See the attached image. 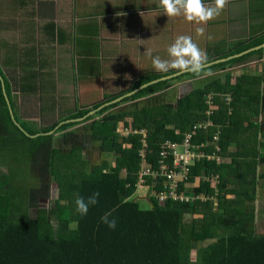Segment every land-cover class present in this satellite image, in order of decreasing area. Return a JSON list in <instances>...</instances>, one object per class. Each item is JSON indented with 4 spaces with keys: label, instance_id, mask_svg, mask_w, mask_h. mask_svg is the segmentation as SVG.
I'll use <instances>...</instances> for the list:
<instances>
[{
    "label": "trees",
    "instance_id": "obj_1",
    "mask_svg": "<svg viewBox=\"0 0 264 264\" xmlns=\"http://www.w3.org/2000/svg\"><path fill=\"white\" fill-rule=\"evenodd\" d=\"M263 42L264 36L235 54ZM253 55L263 57L264 49L247 55L245 60ZM186 77L195 76H181ZM159 78H149L145 83ZM172 80L152 82L149 88L126 98L121 105L144 102L123 114L62 125L59 121L43 129L25 126V131L12 119L0 81L1 147L7 139H18L22 143L18 144L19 153L29 167L40 151L47 153L42 188L38 191L24 183L26 165L20 171L9 166L5 175L0 170V264H264V235L256 229L255 206L259 184L264 180V119L255 120L264 115L263 80L241 76L228 87L215 79L202 89L178 97L174 105H163L160 101L167 94L162 89ZM214 94L218 97L209 107L204 99ZM223 96H229L231 102L225 105ZM97 108L101 107L94 109ZM115 108H106L100 115ZM89 112L67 119H81ZM206 112L211 113L212 129H195L192 142L204 143L203 152H215V158L192 161L185 183L195 186L179 188L204 193L214 200L160 205L153 195L144 208L133 198L143 164V136L124 137L119 128L148 130L149 163L156 168L162 144L167 140L180 143ZM92 120L83 140L87 141L88 134L97 140L102 154L115 158L113 167L109 166L110 160H105L92 169L91 161L82 158L78 147L64 154L54 146L55 136L61 132L66 145H70L68 141L79 134L69 130ZM53 131L54 135H48ZM213 134L218 137L216 142ZM2 150L0 157L5 155ZM53 181L60 191L50 210L40 207V200L52 197ZM149 182L154 180L149 178ZM162 186L158 183L152 191L159 192ZM95 191L100 193L99 203L90 207L86 216H80L76 198H87ZM113 209L112 216L117 220L114 230L100 221L105 212ZM35 210L39 214L33 217Z\"/></svg>",
    "mask_w": 264,
    "mask_h": 264
},
{
    "label": "crops",
    "instance_id": "obj_2",
    "mask_svg": "<svg viewBox=\"0 0 264 264\" xmlns=\"http://www.w3.org/2000/svg\"><path fill=\"white\" fill-rule=\"evenodd\" d=\"M197 27L205 28L203 36L197 35ZM180 35L191 36L207 53L205 72L211 75L173 77L162 89L167 94L160 101L163 105H174L178 97L215 79L232 87L241 76L261 77L264 90V56L245 60L259 51H247L254 47L235 54L264 36V0H229L206 25L182 16L167 17L159 0H0V81L5 102L20 128L71 123L68 117L86 110L90 111L86 117L94 120L123 114L144 102L121 105L126 98L158 82L145 81L171 76L174 70L153 69L149 52L167 59V48ZM63 135L55 136L54 146L70 153L76 145H66ZM134 198L150 204L149 194L142 190Z\"/></svg>",
    "mask_w": 264,
    "mask_h": 264
},
{
    "label": "built area",
    "instance_id": "obj_3",
    "mask_svg": "<svg viewBox=\"0 0 264 264\" xmlns=\"http://www.w3.org/2000/svg\"><path fill=\"white\" fill-rule=\"evenodd\" d=\"M218 95H211L205 99V103L209 107L214 106V98ZM225 105L231 102L229 96H223ZM211 113L206 112L205 116L209 118ZM210 121V120H209ZM208 125H195L191 132H187L183 135V140L180 143L174 142L172 140H167L162 144L163 152H161L162 157L159 160V164L156 168L150 165L148 158L149 142H148V130H136L125 128H119L118 132L124 137H129L131 135L140 134L143 136V149L141 150V156L143 158V164L140 170V177L138 183L139 192L144 187H149L150 196H155L160 205H166L168 202L173 203H188L193 204L197 201L205 202L208 199L214 200L213 197H208L204 193L197 194L193 191L188 192L187 189L180 191V186L185 185V187H194L195 183H185L189 175V164L192 161H200L204 158L214 159L215 152L205 154L202 148L205 147L204 143L195 144L192 142V136L195 134L196 130H206L207 127H212V122H208ZM213 141L218 140L217 135H213ZM217 149V148H216ZM149 178L154 180L153 183L149 182ZM212 182V181H211ZM158 183H162V188L159 192L152 190L157 187ZM215 185V180L212 182ZM131 184H129L130 186Z\"/></svg>",
    "mask_w": 264,
    "mask_h": 264
},
{
    "label": "clouds",
    "instance_id": "obj_4",
    "mask_svg": "<svg viewBox=\"0 0 264 264\" xmlns=\"http://www.w3.org/2000/svg\"><path fill=\"white\" fill-rule=\"evenodd\" d=\"M229 0H212V3L205 4L204 0H159L160 7L167 17L182 16L186 21L195 25H206L209 21L217 18L225 9ZM204 27H197L198 36H203ZM211 39V37H209ZM167 59L159 56L151 57L152 67L156 72L167 73L171 70L191 73L197 78L201 75H211L205 72L208 63L207 53L198 47L193 38L188 35L177 36L174 42L167 48ZM99 191L93 192L87 198L78 196L75 200L76 212L80 216H86L90 207H95L99 203ZM115 209L105 212L101 218V223L114 230L117 220L112 216ZM111 217V218H110Z\"/></svg>",
    "mask_w": 264,
    "mask_h": 264
},
{
    "label": "rangeland",
    "instance_id": "obj_5",
    "mask_svg": "<svg viewBox=\"0 0 264 264\" xmlns=\"http://www.w3.org/2000/svg\"><path fill=\"white\" fill-rule=\"evenodd\" d=\"M264 43V42H263ZM260 77H258L259 79ZM205 87V86H204ZM243 87H246V84H243ZM202 89V88H199ZM207 98V97H206ZM205 98V99H206ZM204 99V100H205ZM259 117V116H258ZM257 117V118H258ZM257 120V122H260L259 120L260 117ZM84 122V121H83ZM209 121V118L205 116V114L202 115V119L198 122L195 123V125H202L204 124L205 126H207ZM93 123V120L88 122V123H81L79 124L75 130L76 132L79 134V136L81 134H86L87 130L86 129L90 124ZM212 129L211 126L207 127L206 130L204 131H208ZM219 133V132H217ZM214 135V134H213ZM18 144H22L18 141V139H7L4 144L0 145V150L4 148V157H1V161H0V166L5 165L6 167L1 168V172L3 173V175L8 174V169L7 167L11 166L13 169L20 171L21 168L24 167V165L27 164L25 157L23 156L22 153H19V148H18ZM31 141H29V145L31 146ZM71 145V144H70ZM79 145V146H77ZM80 143L76 144V146H74V148L72 150L75 151L76 147H78L81 152H82V158L84 160H89L91 161V166H93L92 169H94L95 166H100L105 162V158L104 157L101 150L97 149H93L90 150V152L86 151L85 149L81 148ZM73 146V144H72ZM32 149V148H31ZM264 151V150H263ZM3 155V154H2ZM47 157V153L46 151H44L43 153H41L40 155L38 154L37 158L34 159V163H30V167L26 165V173L24 176H22V178L24 179V183H28L29 186H31L32 188H36L35 190L38 191L40 188H42V180H41V176H43L44 172H45V159ZM111 162H109V166L113 167V164L115 163V158H111L109 159ZM57 169H59L60 167H57L56 164L54 165ZM43 174V175H42ZM57 174L59 175V173L57 172ZM68 172L65 171L64 175H67ZM20 178V174L16 175ZM16 178V179H19ZM262 184H264V180L261 181V184H259V188H260V193H258L257 198H256V202H255V206L257 209V221H256V229L257 232L259 234H263L264 235V187L262 186ZM54 185H58L57 182L53 181V185H52V194L54 195L55 191L53 189ZM39 186V187H38ZM143 192H145L146 194H149L150 196V192H149V187H144L141 189ZM59 189H56V195L58 198V194L59 193ZM136 195V193L134 194V196ZM133 196V198H134ZM6 196H4L3 198H5ZM41 197H46V196H41ZM56 198V199H57ZM135 199V198H134ZM140 204L143 207H146L148 204L143 201L142 199H138ZM30 201V198H29ZM41 206H48V204H46V200L45 198L43 200H40ZM68 203V202H66ZM48 209V208H47ZM39 214L38 210L33 211V217L37 216ZM54 225H58V223H54Z\"/></svg>",
    "mask_w": 264,
    "mask_h": 264
},
{
    "label": "flooded vegetation",
    "instance_id": "obj_6",
    "mask_svg": "<svg viewBox=\"0 0 264 264\" xmlns=\"http://www.w3.org/2000/svg\"><path fill=\"white\" fill-rule=\"evenodd\" d=\"M75 127H72L69 131H75ZM62 133V132H61ZM84 138V134H81L80 136L76 137V138H72L68 141V143H71V145H76L78 143L82 144L84 146V149L88 152H90V150L93 149H100V146L97 143V140H94V138H92L91 135H87V141L83 140ZM72 140V141H71ZM55 144L57 145V143L55 142ZM57 199L54 198V195L52 194V197H50L49 199H46V204H48V206H43L44 208H48L51 210V206L53 205V202L56 201ZM42 207V206H41Z\"/></svg>",
    "mask_w": 264,
    "mask_h": 264
},
{
    "label": "water",
    "instance_id": "obj_7",
    "mask_svg": "<svg viewBox=\"0 0 264 264\" xmlns=\"http://www.w3.org/2000/svg\"><path fill=\"white\" fill-rule=\"evenodd\" d=\"M262 48H264V43H262L261 45H259V46H256V47H254V48H252V49H249V50H247V51H249L250 52V50L251 51H257V50H260V49H262ZM247 51H246V53H247ZM214 63V62H213ZM184 73H187V72H177L176 74H174V75H171V76H167V77H165V78H163V79H161L162 81H164V80H170V79H173V77H178V76H180V75H182V74H184ZM0 78H1V76H0ZM157 81H159V80H157ZM148 85H150V84H148ZM10 112H11V116H12V119H14L15 120V114H14V112L12 111V109H10ZM86 119H88V117H86V118H84V119H73V120H71L70 119V121L69 122H71V123H73V122H83L84 120H86ZM17 124H18V122H16ZM19 125V124H18ZM22 130H24L25 131V128H21ZM30 136H31V134L29 133V132H27ZM33 138H36V137H38V136H32ZM58 188V186L57 185H54V187H53V189H54V191H55V193H54V198H56V189Z\"/></svg>",
    "mask_w": 264,
    "mask_h": 264
}]
</instances>
